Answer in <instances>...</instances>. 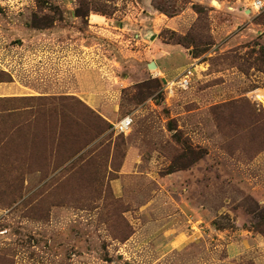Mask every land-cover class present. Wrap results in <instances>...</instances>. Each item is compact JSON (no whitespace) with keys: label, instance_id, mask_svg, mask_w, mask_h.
<instances>
[{"label":"rangeland","instance_id":"obj_1","mask_svg":"<svg viewBox=\"0 0 264 264\" xmlns=\"http://www.w3.org/2000/svg\"><path fill=\"white\" fill-rule=\"evenodd\" d=\"M252 1L0 0V264H264Z\"/></svg>","mask_w":264,"mask_h":264},{"label":"crops","instance_id":"obj_2","mask_svg":"<svg viewBox=\"0 0 264 264\" xmlns=\"http://www.w3.org/2000/svg\"><path fill=\"white\" fill-rule=\"evenodd\" d=\"M169 24H171V22H169ZM156 50H157L158 52H162V53H163L162 55H166V56H165L166 58H163L164 60L166 59V61L168 60L167 57L170 58V57L172 56V53H173V52H177V53L179 54L180 57L182 56V57H184L185 59H187V60L190 61V64H189L187 67H185V68H183L182 70L176 72V75H175L174 77H171L172 74L169 73L168 71H166L167 69H166L165 65L163 66L162 63H161V65H160V64H159V61H158L157 59L152 60V61H155L156 64H157V66H158V67H157V73H158V75H159V74H162V75L164 76V78L166 79L167 83L172 82V81H174L175 79L179 78V77L185 72V70H186L187 68H189V67H191V68L194 70V77H195V73H196V71H197L196 69H197V67H198L199 65H196V64H197L196 60L192 59V57H191V55H190L189 53L184 52L182 49H180L178 45L165 43V44L162 45L161 47H160V46H157V47H156ZM152 61H151V62H152ZM149 63H150V62H149ZM149 63H148V64H149ZM195 65H196L197 67H195ZM89 103H90V102H89ZM92 103H93L94 105H96L98 102H96V100H93ZM96 107H98V105H97ZM118 120H119V118H118L116 121H118ZM116 121H115V122H116ZM174 236H175V235H174ZM168 238H169V237H168ZM169 242H171V239L169 240ZM232 250L234 251L235 248L232 247Z\"/></svg>","mask_w":264,"mask_h":264},{"label":"built area","instance_id":"obj_3","mask_svg":"<svg viewBox=\"0 0 264 264\" xmlns=\"http://www.w3.org/2000/svg\"><path fill=\"white\" fill-rule=\"evenodd\" d=\"M252 6L259 11V9L264 7V0H253ZM193 77H194V70L191 67H189L179 78L175 79L172 82H169L168 84L178 85L181 88H186L191 83ZM132 125H133V118L131 116H125L113 123V130L116 133L126 134L131 129Z\"/></svg>","mask_w":264,"mask_h":264},{"label":"water","instance_id":"obj_4","mask_svg":"<svg viewBox=\"0 0 264 264\" xmlns=\"http://www.w3.org/2000/svg\"><path fill=\"white\" fill-rule=\"evenodd\" d=\"M148 67H149L150 69H156L158 66H157V64H156L155 61H152V62H150V63L148 64Z\"/></svg>","mask_w":264,"mask_h":264},{"label":"bare ground","instance_id":"obj_5","mask_svg":"<svg viewBox=\"0 0 264 264\" xmlns=\"http://www.w3.org/2000/svg\"><path fill=\"white\" fill-rule=\"evenodd\" d=\"M217 4V2H215Z\"/></svg>","mask_w":264,"mask_h":264}]
</instances>
